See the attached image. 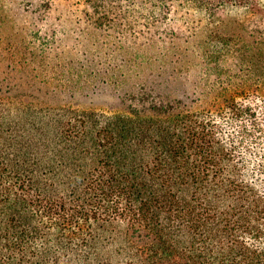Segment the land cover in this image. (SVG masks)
I'll use <instances>...</instances> for the list:
<instances>
[{
    "label": "trees",
    "instance_id": "trees-1",
    "mask_svg": "<svg viewBox=\"0 0 264 264\" xmlns=\"http://www.w3.org/2000/svg\"><path fill=\"white\" fill-rule=\"evenodd\" d=\"M106 41L140 88L98 111L43 64ZM0 264H264V0H0Z\"/></svg>",
    "mask_w": 264,
    "mask_h": 264
},
{
    "label": "rangeland",
    "instance_id": "rangeland-1",
    "mask_svg": "<svg viewBox=\"0 0 264 264\" xmlns=\"http://www.w3.org/2000/svg\"><path fill=\"white\" fill-rule=\"evenodd\" d=\"M19 15V12H17L16 20H20ZM215 19L218 29L221 32H227V30L229 31L231 29L238 30L242 25L250 27L261 24L260 22H262L259 16L247 19V14L244 9L232 4H227L218 9ZM71 35L74 36V34ZM226 38V36H223V39ZM111 42L106 41V44H101L100 42H96L95 44L85 42L82 43L84 45L79 43L80 45H77L75 49L71 50L69 48L68 51L71 50V53H59L60 58H57V60H54L49 65L43 64L44 72L47 76H51L56 71H59L63 76H65L67 75L70 65L79 66L77 62H80L86 67V76L84 78L88 81L89 87L95 85L100 88L104 87V85H100V81L104 79V77H108L110 75L109 79L112 83L109 82V79H106L109 84L110 92L105 90L106 92L104 94L100 93L98 95H90L88 93V96L84 99V105L93 106V108H96L98 111H106V109H111V107H117V89H119L121 94L125 91H132L133 89L139 90L140 86L133 85H139V76L141 73H139L137 68H130L129 70H126L120 66V56H122L123 53L122 51H120L121 53H118L117 48L115 49L111 45ZM191 44L192 41L188 45L189 47L182 52V55L192 61H196L198 58L196 57L194 51H191ZM183 46L184 43H181L180 47ZM85 49L87 51L86 58L81 55V52ZM167 51L171 52L170 49H167L166 52ZM167 58L170 59L171 56L168 55ZM86 60L91 61L86 62ZM70 61H72V64H69ZM165 68L168 70L169 66L167 65ZM104 70H106L109 75H100V73ZM88 72H90L91 75L87 74ZM94 74H96L97 77H93L92 75Z\"/></svg>",
    "mask_w": 264,
    "mask_h": 264
}]
</instances>
